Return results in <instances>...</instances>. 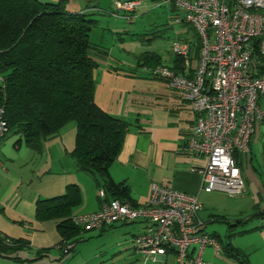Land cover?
<instances>
[{"label": "crops", "instance_id": "obj_1", "mask_svg": "<svg viewBox=\"0 0 264 264\" xmlns=\"http://www.w3.org/2000/svg\"><path fill=\"white\" fill-rule=\"evenodd\" d=\"M107 1L110 11L91 0H65L66 9L71 12L99 10L113 14L114 0ZM151 1L159 5L165 2ZM140 7H144L141 2L132 18L140 11ZM118 14L123 15L124 12L119 10ZM134 34L139 33H129L130 36ZM181 39L192 45L190 71H193L198 60V42L195 35L191 38L186 34ZM106 50L107 54L104 55L92 54L98 62L94 74V101L105 112L129 124L122 147L108 168L111 179L127 185L129 201L135 205L147 202L152 182L194 195L202 205L199 217L206 222L204 231L223 242L228 241L227 236L231 233L229 242L245 254L242 264H251L243 246L235 244L232 238L235 234L238 237L251 235L252 248L258 250L261 246L264 249V215L260 214L264 211V122L255 125L249 139L248 152L236 154L245 182V192L236 197L221 191L205 192L202 190L203 183L198 169L206 164V158L186 149V139L195 121L194 111L177 91L167 86L164 79L152 76L151 66L140 63L139 58L135 61V56L129 57L127 53L113 58L110 49ZM146 52L160 57L158 65L183 72L182 61L176 62L175 56L164 60L154 51ZM259 103L264 107V95L260 97ZM73 126L71 129L75 132ZM63 128L57 136L42 140L38 150L29 147L18 133L7 134L0 140V159L4 158L0 160V234L26 240L34 250L47 249L49 252L61 240L56 228L60 218L36 219V204L39 200L62 195L67 186L76 185L80 191V202L71 209L70 215L94 212L101 205L96 182L77 168L70 155L74 139L71 143H64L61 137L65 133L62 132L65 131ZM44 156L50 158L49 163L45 167H38V160L42 162ZM45 173L51 180L47 181L45 190L41 192L37 185H40ZM216 221L228 225L224 238L218 233V230H222L220 226L210 225L209 230L206 227ZM108 228L118 232L122 243L131 249L134 237L144 232L146 222L129 221ZM206 251L209 252L207 257ZM21 252H18L19 255ZM134 256L138 257L137 261L144 259L143 264H192L190 259L178 263L172 250L155 259L137 251ZM214 256L212 248L207 247L204 259L210 264H216L213 262ZM0 259L3 262H15L12 258L0 256ZM228 259L231 264H239Z\"/></svg>", "mask_w": 264, "mask_h": 264}, {"label": "built area", "instance_id": "obj_2", "mask_svg": "<svg viewBox=\"0 0 264 264\" xmlns=\"http://www.w3.org/2000/svg\"><path fill=\"white\" fill-rule=\"evenodd\" d=\"M164 1L181 11L180 21L195 31L198 60L190 71L192 45L176 39L170 51L182 59L183 72L157 65L150 73L164 79L195 113L186 149L206 158L198 169L202 190L240 196L245 182L234 155L248 152L255 125L264 122V107L258 103L264 95V0ZM113 4L133 12L140 2L114 0ZM3 114L0 107V140L8 132ZM99 196L97 211L74 215L72 222L93 230L143 220L146 228L134 237L133 246L152 259L172 250L178 263L190 259L192 264H210L203 257L207 247L215 255L222 253L218 240L204 231L206 222L199 217L202 205L194 195L152 182L143 205L107 200L103 189Z\"/></svg>", "mask_w": 264, "mask_h": 264}, {"label": "trees", "instance_id": "obj_3", "mask_svg": "<svg viewBox=\"0 0 264 264\" xmlns=\"http://www.w3.org/2000/svg\"><path fill=\"white\" fill-rule=\"evenodd\" d=\"M114 9L113 13L118 15L119 10L115 6ZM123 12L130 20L132 13ZM102 14L107 13L71 12L66 9L65 0H0V107L8 125L7 134L22 135L34 150L39 149L42 140L57 136L65 125L73 123L75 137L70 155L77 168L88 174L99 190H104L107 200L119 199L136 206L129 201L127 185L114 182L108 173L129 124L105 112L94 101L98 62L92 54L104 55L107 50L90 40V32L98 23L94 16ZM175 58L178 63L182 61ZM139 62L153 68L161 59L144 52ZM79 202V188L69 185L64 194L36 204L37 220L61 219L56 226L61 237L60 249L74 244L88 231L72 222L71 209ZM260 214L264 215V211ZM230 236L231 233L226 242L216 239L224 256L242 263L245 254L232 246ZM29 248L26 240L0 234L3 258L21 263L24 258L18 252ZM35 251L36 256L48 252Z\"/></svg>", "mask_w": 264, "mask_h": 264}, {"label": "rangeland", "instance_id": "obj_4", "mask_svg": "<svg viewBox=\"0 0 264 264\" xmlns=\"http://www.w3.org/2000/svg\"><path fill=\"white\" fill-rule=\"evenodd\" d=\"M91 1L107 11L111 9L107 0ZM136 1H140L144 7H140V11L133 18L131 17L132 20L124 16L119 17V15L110 12H108L109 14L94 16L98 19V23L90 32V40L106 49H110L111 57L117 58L127 53L129 57L135 56L134 60L136 61L141 56V53L154 51L161 55L162 59H169L173 56L170 51L172 41L181 39L186 34L191 38L194 36L195 31L193 28L189 24L180 21L183 18V13L173 9L169 2L159 5L151 0ZM136 8L129 13L133 14ZM129 33H139V35L130 36ZM73 125V123H68L64 126L63 130L65 131L62 132L65 133L61 135L64 143H71L72 139H74L75 132L71 129L74 128ZM51 159L54 160V158ZM0 160L3 161L4 158ZM38 161L40 164H36L38 167H45V164L49 163L50 158L44 156L42 162L40 159ZM46 174L40 185H37L41 192L45 190L47 181L51 180V177ZM34 185L35 182L32 186ZM24 189L27 190L28 187H24ZM210 225L220 226L222 230H218V233L222 238L225 237L226 228L228 227L226 223L211 222L206 226L208 230L211 227ZM232 239L235 244L243 246L242 249L249 255L251 264H263L264 249L261 246L258 250L257 248H252L251 235L238 237L235 234ZM73 245V249L67 251L56 246L45 253L44 256H36L37 253L33 248L25 249L20 253L24 261L19 264H143L144 260L139 259L137 261L138 257L134 256V252H136L134 246L132 247L133 249H130L127 244L122 243L120 234L115 230H109V228L85 231ZM205 254L207 257L209 252L206 251ZM213 262L216 264H231L229 259L222 253L215 255ZM0 264H16V262H3L0 259Z\"/></svg>", "mask_w": 264, "mask_h": 264}]
</instances>
